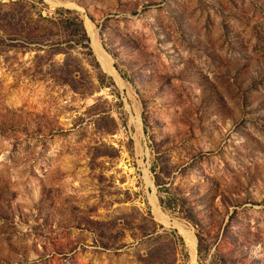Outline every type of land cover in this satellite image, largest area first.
I'll return each mask as SVG.
<instances>
[{
	"label": "rangeland",
	"instance_id": "374dc122",
	"mask_svg": "<svg viewBox=\"0 0 264 264\" xmlns=\"http://www.w3.org/2000/svg\"><path fill=\"white\" fill-rule=\"evenodd\" d=\"M0 264H264V0H0Z\"/></svg>",
	"mask_w": 264,
	"mask_h": 264
},
{
	"label": "trees",
	"instance_id": "16d2710c",
	"mask_svg": "<svg viewBox=\"0 0 264 264\" xmlns=\"http://www.w3.org/2000/svg\"><path fill=\"white\" fill-rule=\"evenodd\" d=\"M156 183H157V185H160L159 184V182L156 180ZM183 207V206H182ZM193 215L192 214H190V217H192ZM187 217H189V216H187ZM198 239H199V241H200V245H199V249H200V251L199 252H201V242H202V237L200 236V235H198Z\"/></svg>",
	"mask_w": 264,
	"mask_h": 264
},
{
	"label": "water",
	"instance_id": "95a60500",
	"mask_svg": "<svg viewBox=\"0 0 264 264\" xmlns=\"http://www.w3.org/2000/svg\"><path fill=\"white\" fill-rule=\"evenodd\" d=\"M92 46H93V43H92ZM188 246H189L190 252H193V247H192L191 241L189 242Z\"/></svg>",
	"mask_w": 264,
	"mask_h": 264
},
{
	"label": "bare ground",
	"instance_id": "6f19581e",
	"mask_svg": "<svg viewBox=\"0 0 264 264\" xmlns=\"http://www.w3.org/2000/svg\"><path fill=\"white\" fill-rule=\"evenodd\" d=\"M190 241H191V243L195 246L194 242H193L192 240H190Z\"/></svg>",
	"mask_w": 264,
	"mask_h": 264
}]
</instances>
